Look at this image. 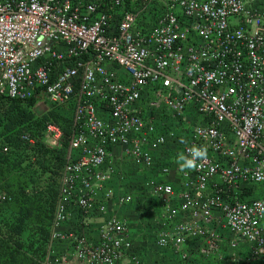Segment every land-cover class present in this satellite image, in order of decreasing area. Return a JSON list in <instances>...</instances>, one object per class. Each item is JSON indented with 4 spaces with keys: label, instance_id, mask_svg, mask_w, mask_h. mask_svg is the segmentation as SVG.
Instances as JSON below:
<instances>
[{
    "label": "built area",
    "instance_id": "built-area-1",
    "mask_svg": "<svg viewBox=\"0 0 264 264\" xmlns=\"http://www.w3.org/2000/svg\"><path fill=\"white\" fill-rule=\"evenodd\" d=\"M0 96L72 105L66 135L44 127L48 146L65 139L67 153L41 264H145L116 216L89 229L110 203L132 201L108 189L113 162L148 167L146 149L166 144L148 137L150 109L187 128L181 152H208L197 170H163L178 192L146 183L166 203L156 248L188 264L217 256L226 236L245 257L221 264H264V0H0Z\"/></svg>",
    "mask_w": 264,
    "mask_h": 264
},
{
    "label": "rangeland",
    "instance_id": "rangeland-1",
    "mask_svg": "<svg viewBox=\"0 0 264 264\" xmlns=\"http://www.w3.org/2000/svg\"><path fill=\"white\" fill-rule=\"evenodd\" d=\"M149 100L148 93L145 92L142 105H146ZM21 113L25 116H22ZM12 115L21 117V120L18 122L9 120L8 116ZM57 116L59 120L54 119ZM71 116L72 105L55 108L53 104H49L43 99L37 100L32 107L22 104L19 107H11V105L0 107V148H2V152H4V148H8L10 158H15L14 160L20 162L17 166L21 170L20 175L23 176H19L22 178L20 179L17 175H11L6 178L4 184L9 190L17 187L25 188L24 193L32 203L34 202L35 208L41 205L48 212L51 211L50 209L53 210L62 172L60 163L65 162L67 153L65 139L52 151L49 149L51 147L46 146L43 124L52 119L58 121L65 130ZM187 117L189 124H195L198 121L193 111L187 113ZM145 124L148 137L153 138L160 134L167 135L166 144L158 150H150L146 147V151L151 157V165L148 167H139L130 162H113L115 172L108 184V189L112 192L114 199L123 193H129L132 196V201L124 206L110 203L103 218H94L93 222H96L95 225H97L107 216H116L126 225L128 238L132 242V253L137 255L145 264H175L177 256L174 252L170 250L160 251L156 248L154 230L159 216L166 208V203L161 197L154 196L146 187V183L178 185V176L171 172L165 173L163 170L177 164L176 157L187 141V128L184 129L174 119L165 116L159 109L148 110L145 115ZM19 128H22L23 131L20 134ZM25 135L28 136V139L23 138ZM37 144L44 146L47 151L40 152ZM56 149L57 156L53 157L51 152ZM173 150V158L165 163L162 156ZM43 164H48V166H42ZM2 181L3 179L0 180L1 183L4 182ZM34 186L48 188L44 200L37 196L29 197L27 195L29 190L34 189ZM261 195L262 189L256 187L252 197H260ZM2 215L0 220L6 222L8 227L2 226L0 228V238L12 237L23 246L22 250L26 255L41 260L39 256L42 252L44 253L45 248L36 244V238L41 237L43 239L42 236L47 234L48 229H40L39 226L33 225L31 222H23L18 218L15 209L10 206L6 207ZM48 216L49 214L45 215V217ZM93 231H95V227L91 225L89 233L92 234ZM225 243L226 236L223 237V244L217 255L219 264L231 256L237 259L245 257L241 250H227ZM210 261L209 258L196 256L193 258L192 264H211Z\"/></svg>",
    "mask_w": 264,
    "mask_h": 264
},
{
    "label": "trees",
    "instance_id": "trees-1",
    "mask_svg": "<svg viewBox=\"0 0 264 264\" xmlns=\"http://www.w3.org/2000/svg\"><path fill=\"white\" fill-rule=\"evenodd\" d=\"M36 101L37 100L35 99H30L28 101H19V100L9 99L5 96H0V107H2L3 105L4 106L11 105V107H19L21 104L24 106L32 107ZM19 112H22V111H19ZM7 114H10V113H7ZM21 115L25 116V114H22V113ZM58 116L57 118L55 117L54 119L59 120ZM8 117H9V120L14 121V122H18L21 120V117H16L13 115L8 116ZM49 122L55 123L57 126H59L63 130L65 135L68 133L69 122L65 130L60 126L58 121L56 122L52 119H49L48 121H46L43 124V127H45V125ZM22 132H23L22 128H19V134ZM45 144L46 146H48L46 142ZM37 147L40 152L47 151L46 149H44V146L42 145L38 146L37 144ZM0 149H1L0 150V177L4 181V182L2 181L3 183L0 182V193H5L7 196L10 197V200L6 201L5 203L0 204V218L3 216L2 214L4 213V210L6 209V207L10 206L15 209V212L18 213V218L22 220L23 222L24 221H27L29 223L31 222L33 225L39 226L40 229L41 228L48 229L47 234H44L42 236L43 239L41 237L36 238L37 239L36 244L39 246H43L45 248L44 253L42 252L39 256V258L41 257V260H42L46 252V245H47L46 243H47V239H48L49 232H50V225H51V222L54 216L55 205L53 207L54 211L50 209L51 210L50 212H48L46 208L41 207V205L35 208L34 202L32 203V201H30L29 198L25 195L24 193L25 188L20 189V187H17L15 189H10V190L6 188L4 183L7 177H10L11 175H17L18 178H20L19 176L21 177L23 176L20 175L21 170L17 166L20 162L14 160L15 158L14 159L10 158V154H9L10 150L7 148V151H4L6 153H4L2 152V148ZM49 149H51L52 151L53 148L51 147ZM56 151L57 149L51 152L53 157L57 156ZM44 165L48 166V164H43L42 166ZM60 165H62L63 167L64 163L63 164L60 163ZM60 177H61V174H60ZM59 184H60V178H59ZM33 188H34L33 190L32 189L29 190V192H27L28 194L27 193L26 194L29 197L37 196L40 199L44 200L45 194H47L48 188H45L44 186H34ZM58 189H59V186H58ZM58 189H57V193H58ZM46 214H49V216L45 217ZM49 222L50 224H48ZM2 226L6 228L8 227V225H6V222L0 220V228ZM12 226L13 225H11V227ZM22 247L23 246H21L20 243L18 241H15L12 237H8L7 239L0 238V264H41V260L39 259L36 260L26 255L25 252L22 250Z\"/></svg>",
    "mask_w": 264,
    "mask_h": 264
},
{
    "label": "clouds",
    "instance_id": "clouds-1",
    "mask_svg": "<svg viewBox=\"0 0 264 264\" xmlns=\"http://www.w3.org/2000/svg\"><path fill=\"white\" fill-rule=\"evenodd\" d=\"M208 157L207 147L206 146H192L185 152H180L176 161L179 165L181 171L185 170H197L198 161H206Z\"/></svg>",
    "mask_w": 264,
    "mask_h": 264
},
{
    "label": "crops",
    "instance_id": "crops-1",
    "mask_svg": "<svg viewBox=\"0 0 264 264\" xmlns=\"http://www.w3.org/2000/svg\"><path fill=\"white\" fill-rule=\"evenodd\" d=\"M69 124H70V120H69ZM168 150H169V148H168ZM170 150H172V148H170ZM163 152H165V151H163ZM173 154H174V150L173 151H171V152H169V153H167V154H164L162 157H163V161L166 163V162H168V160L169 159H172L173 158ZM174 190L176 191V192H178L179 190H180V183H178V185H176V186H174ZM173 199V201L175 200V198H172ZM53 211H54V208H53ZM93 220L94 219H92L91 221H90V226L92 225V226H96L95 224H96V222H93ZM49 221V220H48ZM48 224H50V222L48 223ZM71 229H73V226H72V224H68V225H66V226H64V227H62L61 229H60V232H66V231H70ZM90 230V229H89ZM90 234V233H89ZM90 236H95V231L92 233V235L90 234ZM57 248L59 249V250H63V248H64V245L63 244H60V245H58L57 246ZM176 256H177V261H176V263L175 264H178L179 263V255L178 254H175ZM196 256H199V255H197V254H195V255H193V258L194 257H196ZM199 257H204V256H199ZM193 258H192V256L190 257V260L188 261V264H192V261H193ZM204 258H206V257H204ZM211 261V264L213 263V264H219V262H218V256H216V257H212V258H209ZM223 261V260H222Z\"/></svg>",
    "mask_w": 264,
    "mask_h": 264
}]
</instances>
